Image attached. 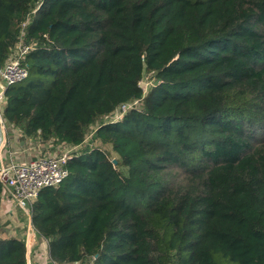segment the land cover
I'll use <instances>...</instances> for the list:
<instances>
[{"label": "trees", "instance_id": "16d2710c", "mask_svg": "<svg viewBox=\"0 0 264 264\" xmlns=\"http://www.w3.org/2000/svg\"><path fill=\"white\" fill-rule=\"evenodd\" d=\"M22 28L3 120L48 154L101 144L29 208L55 264H264V0H0V68ZM7 233L0 264H28Z\"/></svg>", "mask_w": 264, "mask_h": 264}, {"label": "built area", "instance_id": "2783aa9c", "mask_svg": "<svg viewBox=\"0 0 264 264\" xmlns=\"http://www.w3.org/2000/svg\"><path fill=\"white\" fill-rule=\"evenodd\" d=\"M27 24H23V28ZM20 38L21 41L15 46L14 53L0 68L1 120L3 119L1 106L5 103V91L11 86L24 82L29 76V70L23 65L22 60L33 46L29 47L23 43L24 29ZM132 104H124L106 118H111L112 121L120 120ZM74 149L76 148L64 145L53 154L40 150L30 162L12 161L7 165H0V181L4 187V198L10 197L13 203L29 215L30 206L43 190L56 188L69 177L68 162ZM29 225L30 233H35L32 224ZM48 259L51 260V257L49 256ZM51 263L55 264L52 260Z\"/></svg>", "mask_w": 264, "mask_h": 264}, {"label": "crops", "instance_id": "0c3cea01", "mask_svg": "<svg viewBox=\"0 0 264 264\" xmlns=\"http://www.w3.org/2000/svg\"><path fill=\"white\" fill-rule=\"evenodd\" d=\"M35 142L37 145L34 144ZM44 147L47 148L48 144H38V141L36 140L24 138L21 131L11 125H8L3 119H0V165H7L12 161L17 163L30 162L33 157L37 155V152L43 150ZM7 201L8 202H4L0 208V218H5L7 213L13 210L14 204L11 203L10 199ZM2 213L4 216H2ZM29 221L30 224L31 219ZM26 236L27 259L29 264H34V261L35 264H52V259L50 262L48 259L50 256L48 242L40 239L36 232L30 233V229L28 230Z\"/></svg>", "mask_w": 264, "mask_h": 264}, {"label": "rangeland", "instance_id": "374dc122", "mask_svg": "<svg viewBox=\"0 0 264 264\" xmlns=\"http://www.w3.org/2000/svg\"><path fill=\"white\" fill-rule=\"evenodd\" d=\"M153 85H154V81H153V79H151V74H147L145 76L144 81H143V87H144L145 91L147 92ZM107 121H112V119L111 118H104V122H107ZM96 129H97V125L92 126L90 128L91 132L88 134L86 140L83 143V148H81V146H80V147H77L76 149H74V151L84 150L88 144H90V146H93V147L101 146V144L99 142H93L94 132ZM34 144L37 145L36 142ZM48 146H49V150H51L53 148L54 144L51 142V143H48ZM104 148L110 149L108 146H105ZM112 155H115V154L112 153ZM115 157H116V155H115ZM169 175H170V178H172V180L180 181L182 179V176H181L182 170H179V169L172 170V172H170ZM8 199H10V197H8ZM8 199L5 197V202H8L7 201ZM11 203H13V202L11 201ZM13 213H14V217L16 220L15 219H9L8 217H5V218H1L0 223L2 224L4 230L9 231V234H11V236L17 234V235H19L20 238L26 239V235H27V232L29 230V222H30L29 220L31 219V216L26 214L25 212L21 211L20 209H18L17 206H15V205H13ZM0 216H1V213H0ZM2 216H4L3 213H2ZM9 234L7 233L6 235H9ZM40 243H41V241H40ZM46 256H47V254H46ZM49 262H50V260H49ZM34 264H35V261H34Z\"/></svg>", "mask_w": 264, "mask_h": 264}, {"label": "water", "instance_id": "95a60500", "mask_svg": "<svg viewBox=\"0 0 264 264\" xmlns=\"http://www.w3.org/2000/svg\"><path fill=\"white\" fill-rule=\"evenodd\" d=\"M116 163V161H114Z\"/></svg>", "mask_w": 264, "mask_h": 264}]
</instances>
